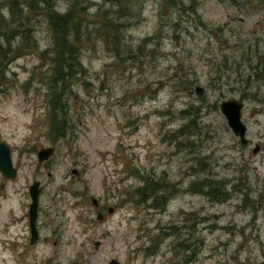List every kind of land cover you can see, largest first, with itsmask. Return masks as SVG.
I'll use <instances>...</instances> for the list:
<instances>
[{"label":"rangeland","instance_id":"obj_1","mask_svg":"<svg viewBox=\"0 0 264 264\" xmlns=\"http://www.w3.org/2000/svg\"><path fill=\"white\" fill-rule=\"evenodd\" d=\"M50 14L68 15L80 63L59 97ZM0 49L16 168L0 175V264H264V0H0ZM231 98L247 144L218 109ZM141 177L168 187L162 206L137 201Z\"/></svg>","mask_w":264,"mask_h":264},{"label":"trees","instance_id":"obj_2","mask_svg":"<svg viewBox=\"0 0 264 264\" xmlns=\"http://www.w3.org/2000/svg\"><path fill=\"white\" fill-rule=\"evenodd\" d=\"M68 15H61L58 22H55L52 19V16L50 14L49 18V24L52 30V41H53V48H52V56L49 57L50 64L52 65L51 72L49 74V77L51 79V83H59L61 91L57 95L58 97L61 96L62 90L64 89L63 82L65 80H70L72 75L79 71L75 69H78L80 63L77 60V53L73 47L72 41L68 39V35L65 34L64 30L68 23ZM4 41H7V39H4ZM56 43V45H55ZM1 50V49H0ZM55 97V96H52ZM52 111V110H51ZM50 112L49 118L51 121L50 126L53 124L54 126V132L58 135H62L61 130V124L63 121H57L55 120V117ZM54 118V122H53ZM143 181V185L140 187H137L135 189V194L137 196V201H140L144 203L147 198L151 197V205L154 208L162 206L166 202V196H164V193H162L165 189H168V187H165L160 182L152 181L150 178L148 180V177L140 178ZM208 181H203L202 186L210 187V184L207 183ZM160 192V193H158ZM149 249L146 251V253H154V245L152 244V241L156 240V237H153L151 234L149 236ZM154 250L153 252H151Z\"/></svg>","mask_w":264,"mask_h":264},{"label":"water","instance_id":"obj_3","mask_svg":"<svg viewBox=\"0 0 264 264\" xmlns=\"http://www.w3.org/2000/svg\"><path fill=\"white\" fill-rule=\"evenodd\" d=\"M193 91L197 97L202 94V87L195 85ZM243 103L238 101L235 98L222 100L219 103L218 109L220 113L225 116L227 125L233 132V134L238 137L240 143L247 144L248 139L246 137V125L241 119V109ZM258 147L253 149V152H256ZM53 153L52 146L40 147L36 153L35 157L37 161L44 160L48 158ZM70 173H76L75 169H70ZM16 174V168L12 166L10 152L8 146L0 141V175L4 178H13ZM40 188L39 183L36 180H33L27 187V193L29 197V203L27 205V223L29 229V238L28 243H33L37 238L36 228H35V218L37 215V204H38V194ZM90 203L93 206H96V199L94 197L90 198ZM111 207L107 208V211H110ZM95 217L97 220L102 219V213L98 210L95 211ZM94 247H97L99 244L98 239L92 240ZM107 264H121L117 263L113 259H110Z\"/></svg>","mask_w":264,"mask_h":264},{"label":"flooded vegetation","instance_id":"obj_4","mask_svg":"<svg viewBox=\"0 0 264 264\" xmlns=\"http://www.w3.org/2000/svg\"><path fill=\"white\" fill-rule=\"evenodd\" d=\"M37 216V215H36ZM26 218H27V216H26ZM35 221H36V218H35ZM36 226V225H35ZM37 230V229H36Z\"/></svg>","mask_w":264,"mask_h":264}]
</instances>
